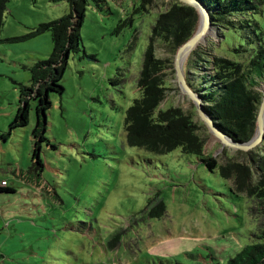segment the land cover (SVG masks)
<instances>
[{
  "label": "rangeland",
  "instance_id": "rangeland-1",
  "mask_svg": "<svg viewBox=\"0 0 264 264\" xmlns=\"http://www.w3.org/2000/svg\"><path fill=\"white\" fill-rule=\"evenodd\" d=\"M89 1L80 51L71 53L62 80L65 90L51 93L46 136L56 148L43 143L44 184L29 187L20 177L32 167L35 100L29 124L0 138V179L16 186L14 193L0 192V264H225L264 228V203L181 148L156 154L126 140V110L140 97L137 81L152 27L172 0H151L140 10L141 0H108L103 10ZM254 1L259 10L248 17L264 37V0ZM69 10L66 0H9L1 37L23 36ZM125 19L131 20L118 31ZM155 44L157 56L173 66L166 69L160 108L181 106L194 114L204 124L199 132L206 138L205 154L219 165L250 163V150L211 134L179 86L170 46L160 39ZM241 44L240 30L210 27L191 58L202 67L195 72L214 56L247 62L250 52L236 50ZM3 48L0 135L16 113L20 84H30L28 66L47 59L53 41L47 32ZM251 150L264 153V145ZM252 172L256 184L253 165ZM160 201L166 212L151 216Z\"/></svg>",
  "mask_w": 264,
  "mask_h": 264
},
{
  "label": "trees",
  "instance_id": "trees-1",
  "mask_svg": "<svg viewBox=\"0 0 264 264\" xmlns=\"http://www.w3.org/2000/svg\"><path fill=\"white\" fill-rule=\"evenodd\" d=\"M8 1L0 0V44L29 40L47 32L51 34L53 41L50 56L28 66L30 84H20L16 113L8 132L0 135V138L6 140L13 130L27 126L31 101H36L37 120L32 130V167L20 177L26 182L32 179L40 186L44 170L41 157L43 143L56 148L46 136L47 112L53 103L51 93L62 95L65 90L62 80L71 53L80 51L81 25L90 1L66 0L70 10L62 17L40 23L23 36L2 38ZM198 1L207 8L211 26L233 28L242 32L245 44H241L236 50L239 53L248 51L250 56L245 63L226 56H214L209 61L210 65L198 73L195 71L202 67L195 58L191 59L198 54L197 50H192L184 65L187 81L201 98L203 108L217 128L234 141L247 142L255 133L257 115L264 95L260 90V84L264 83V37L256 31L255 22L248 17L249 14L258 12L259 6L254 0ZM150 2L151 0H141L138 10ZM92 3L100 10L109 9L108 0H92ZM130 20H122L117 30L120 31ZM199 22L198 10L180 0H172L167 10L159 13L152 27L137 81L140 97L135 98L126 110L124 126L127 143L156 154L181 148L184 153L197 156L210 171L219 168L224 178L234 179L239 191L247 192L249 196H255L264 203V153L254 150L247 152L250 163L259 174L258 182L253 184L250 163L230 161L219 165L215 157L205 154L206 138L199 132L204 124H199L194 119V114L186 112L181 106L160 108L168 89L166 69L173 66L169 64L172 63L171 60L157 56L155 43L159 39L164 41L175 55L179 46L197 31ZM262 144L264 145V141ZM18 183L22 184L19 180ZM11 185L8 180L7 185L0 184V192H16V187ZM150 212L151 216L161 217L166 212L164 201L158 202ZM225 264H264V228L253 233V242L243 246Z\"/></svg>",
  "mask_w": 264,
  "mask_h": 264
},
{
  "label": "water",
  "instance_id": "water-1",
  "mask_svg": "<svg viewBox=\"0 0 264 264\" xmlns=\"http://www.w3.org/2000/svg\"><path fill=\"white\" fill-rule=\"evenodd\" d=\"M180 1L189 4L191 6H194L198 10L200 14V22L197 31L187 41H185L182 45H180L175 53L174 67L177 75L176 79L179 83V86L183 91V93L186 94L194 102L199 116L201 117L205 125L208 127L211 134L217 137V139H219L225 145H229L238 150H244V151L251 150L264 141V95L257 115L256 130L253 137L249 141L244 143L234 141L217 128L213 120L209 117V115L206 113L205 109L203 108L201 98L189 85L184 68L185 53L187 51L191 52L192 50L196 49L201 44L203 39H205L210 27H212L210 14L207 8L198 0H180ZM261 90L264 93V88H262Z\"/></svg>",
  "mask_w": 264,
  "mask_h": 264
},
{
  "label": "crops",
  "instance_id": "crops-1",
  "mask_svg": "<svg viewBox=\"0 0 264 264\" xmlns=\"http://www.w3.org/2000/svg\"><path fill=\"white\" fill-rule=\"evenodd\" d=\"M4 43H7V42H4ZM2 44V43H1ZM3 52H4V54H6L5 53V51H4V48L2 49V50H0V72H2L3 71V69H2V67H3V65H2V62L4 61V58H2V55H3ZM2 58V59H1ZM1 74V73H0ZM4 178V177H3ZM0 180H2V179H0ZM32 179H30L29 181H27V183L29 182V187L30 186H35L34 184H35V182L36 181H31ZM35 180H37V179H35ZM17 181V183H18V180H16ZM9 184H11L10 182H9ZM20 184V183H19ZM12 186V185H11ZM16 187V186H15Z\"/></svg>",
  "mask_w": 264,
  "mask_h": 264
},
{
  "label": "built area",
  "instance_id": "built-area-1",
  "mask_svg": "<svg viewBox=\"0 0 264 264\" xmlns=\"http://www.w3.org/2000/svg\"><path fill=\"white\" fill-rule=\"evenodd\" d=\"M0 184L1 185H7V180H2L1 182H0ZM41 184H44V183H41ZM35 185V184H34ZM41 186V185H40ZM35 187H39V186H37V185H35Z\"/></svg>",
  "mask_w": 264,
  "mask_h": 264
}]
</instances>
